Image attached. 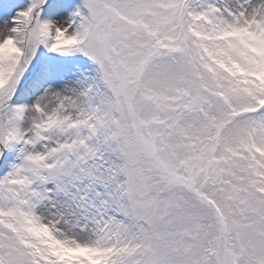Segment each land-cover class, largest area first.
I'll return each instance as SVG.
<instances>
[{"label": "snow or ice", "instance_id": "snow-or-ice-1", "mask_svg": "<svg viewBox=\"0 0 264 264\" xmlns=\"http://www.w3.org/2000/svg\"><path fill=\"white\" fill-rule=\"evenodd\" d=\"M0 264H264V0H0Z\"/></svg>", "mask_w": 264, "mask_h": 264}]
</instances>
